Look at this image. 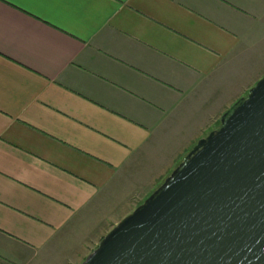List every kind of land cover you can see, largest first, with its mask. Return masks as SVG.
I'll list each match as a JSON object with an SVG mask.
<instances>
[{"label":"crops","instance_id":"1","mask_svg":"<svg viewBox=\"0 0 264 264\" xmlns=\"http://www.w3.org/2000/svg\"><path fill=\"white\" fill-rule=\"evenodd\" d=\"M263 41L264 0H0V264L46 254L175 123H218Z\"/></svg>","mask_w":264,"mask_h":264},{"label":"water","instance_id":"2","mask_svg":"<svg viewBox=\"0 0 264 264\" xmlns=\"http://www.w3.org/2000/svg\"><path fill=\"white\" fill-rule=\"evenodd\" d=\"M83 264H264V76Z\"/></svg>","mask_w":264,"mask_h":264},{"label":"rangeland","instance_id":"3","mask_svg":"<svg viewBox=\"0 0 264 264\" xmlns=\"http://www.w3.org/2000/svg\"><path fill=\"white\" fill-rule=\"evenodd\" d=\"M236 65L238 76L227 89L239 94V101L264 76V41L250 49L246 62L238 58ZM246 86L250 87L248 92L240 93ZM220 120L211 127L208 123H175L168 134L157 138L158 142L149 143L119 174L101 201L80 214L33 264H83L103 237L165 182L197 142L221 126Z\"/></svg>","mask_w":264,"mask_h":264},{"label":"trees","instance_id":"4","mask_svg":"<svg viewBox=\"0 0 264 264\" xmlns=\"http://www.w3.org/2000/svg\"><path fill=\"white\" fill-rule=\"evenodd\" d=\"M233 106H234V105H233ZM233 106H232V107H233Z\"/></svg>","mask_w":264,"mask_h":264}]
</instances>
